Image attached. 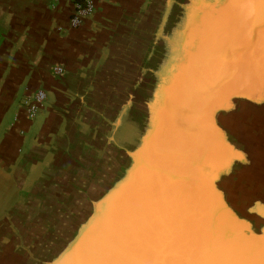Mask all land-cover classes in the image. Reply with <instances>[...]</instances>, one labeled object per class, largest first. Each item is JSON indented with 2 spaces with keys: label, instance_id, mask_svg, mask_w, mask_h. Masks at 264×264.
I'll return each mask as SVG.
<instances>
[{
  "label": "water",
  "instance_id": "obj_1",
  "mask_svg": "<svg viewBox=\"0 0 264 264\" xmlns=\"http://www.w3.org/2000/svg\"><path fill=\"white\" fill-rule=\"evenodd\" d=\"M139 102L132 165L100 185L52 264H264V227L223 184L256 169L253 145L222 126L239 101L264 104V0H216Z\"/></svg>",
  "mask_w": 264,
  "mask_h": 264
},
{
  "label": "crops",
  "instance_id": "obj_2",
  "mask_svg": "<svg viewBox=\"0 0 264 264\" xmlns=\"http://www.w3.org/2000/svg\"><path fill=\"white\" fill-rule=\"evenodd\" d=\"M71 1L0 0V264H38L28 255L33 253L30 244L21 238L22 225L5 219L18 202L26 175L42 167L38 151L48 149L43 137L36 141L33 134L47 133L57 120L70 123L89 111L85 102L94 100L98 84L111 76L105 66H131L126 56L134 54L135 37L144 32L140 25L150 13V0H98L97 13L72 29ZM60 66L65 73L54 75L53 68ZM43 88L48 110L33 134L22 138L25 120L14 125L20 102ZM258 118L245 135L253 145L256 169L239 173L248 184L247 201L256 202L257 215V201L264 199V111ZM19 143L24 157L17 152ZM21 213L18 209L14 215ZM51 254L55 256V250Z\"/></svg>",
  "mask_w": 264,
  "mask_h": 264
},
{
  "label": "flooded vegetation",
  "instance_id": "obj_3",
  "mask_svg": "<svg viewBox=\"0 0 264 264\" xmlns=\"http://www.w3.org/2000/svg\"><path fill=\"white\" fill-rule=\"evenodd\" d=\"M214 1L150 0L148 19L140 25L144 26V32L140 31L135 37L134 54L126 56V59H132L131 66L124 62L105 66L111 76L98 84L94 100L84 104L89 111L81 114L80 118L70 123L67 119H59L47 133L33 134L35 124L48 110L46 91L43 88L45 100L34 118L28 116L24 100H21L20 111L14 121V125L20 126L25 120L26 128L20 132V137H27L29 132L37 138L36 141L43 137L48 149L38 151L36 160L42 167L38 171L33 167V172L26 175L18 202L5 219L22 225L24 236L21 238L30 244L28 246L33 253L30 255L29 251L28 255L38 264H52L56 260V246L67 230H71V219L79 211V203L91 192L98 191L103 181L132 165L131 154L147 130L138 115L139 102L145 97L147 85L158 82L176 53L178 41L189 29L201 28L199 20ZM97 10L98 0L89 18ZM55 68H60L61 72L56 74ZM55 68L54 75L65 73L64 67ZM245 108L253 114L245 119L248 122L253 118V121L264 111V104L241 101L230 115L219 116V121L237 116ZM17 152L24 157L20 143ZM240 177L239 174L232 184L227 185L226 198L242 218L253 221V229L258 231L264 224L261 219L264 218V199L257 201V215L253 211L256 202L247 201L245 177ZM237 181L239 187H233ZM18 209L22 211L20 216L14 215ZM54 250L55 256L51 254Z\"/></svg>",
  "mask_w": 264,
  "mask_h": 264
},
{
  "label": "rangeland",
  "instance_id": "obj_4",
  "mask_svg": "<svg viewBox=\"0 0 264 264\" xmlns=\"http://www.w3.org/2000/svg\"><path fill=\"white\" fill-rule=\"evenodd\" d=\"M165 69V68H164ZM148 90L149 89H147L146 90V94H145V97H147V101L148 102H151L152 100H151V98H149L150 96H148ZM245 101V100H244ZM239 102H241V101H239ZM238 102V103H239ZM249 102V101H248ZM237 103V104H238ZM249 103H251V102H249ZM236 104V105H237ZM251 104H256V103H251ZM258 104V103H257ZM236 105H235V107H236ZM259 105H262V104H259ZM234 107V108H235ZM233 108V109H234ZM231 112V111H230ZM231 113H228L227 115H221V116H224V117H227L228 115H230ZM236 114V113H235ZM220 116V115H219ZM252 117L253 116V114L251 113V111L249 110V108H245L244 110H242V112L238 115L237 114V116H234V117H231L230 119H226V120H222L221 122L219 121V117H218V121H219V123L222 125V126H224V127H227L228 128V130L231 132V133H233L235 136H244V137H246L245 135H246V133H248V132H250L251 131V128L254 126V120L252 121V119H250V120H248V122H247V120L245 119V118H247L248 119V117ZM233 126V127H232ZM239 130H240V132H239ZM250 130V131H249ZM129 168V167H128ZM238 175H239V173H237L233 178H232V180L231 181H229V182H227V183H225V184H223V188L225 189V192H226V194H227V189H226V187H227V185H230V184H232L236 179H237V177H238ZM237 183L238 184H234L233 185V187H235V186H238L239 187V182L237 181ZM91 195H89L88 196V198L87 199H85L84 201L82 200V202L81 203H79L80 204V209H79V211H81L82 209H83V206L85 205V204H87V206H89V204H91L93 201L95 202V199H92V198H90L91 196H95V195H97V192H91L90 193ZM227 199V198H226ZM79 211H77V213L72 217V219H71V223L72 224H76V223H79V222H81V216L78 214V212ZM235 211V210H234ZM80 224V223H79ZM76 233H77V230H73V229H71V230H67V232H66V234H65V237L63 238V239H61V241H60V243H58L57 244V250H56V252H58L57 254H59V252H60V249L62 248V246L63 245H67V243H68V238H70V239H72V238H74L75 237V235H76ZM58 256V255H57ZM56 259H57V257H56Z\"/></svg>",
  "mask_w": 264,
  "mask_h": 264
},
{
  "label": "built area",
  "instance_id": "obj_5",
  "mask_svg": "<svg viewBox=\"0 0 264 264\" xmlns=\"http://www.w3.org/2000/svg\"><path fill=\"white\" fill-rule=\"evenodd\" d=\"M72 13L69 20V25L73 29H78L82 26L84 20L89 18L96 7V0H73ZM55 73L61 72L60 68H55ZM45 100L44 90H37L32 95L24 100V106L30 118H34L38 112L40 105Z\"/></svg>",
  "mask_w": 264,
  "mask_h": 264
}]
</instances>
